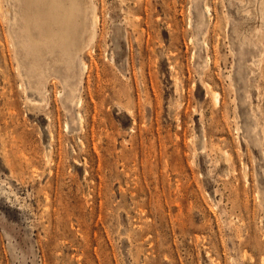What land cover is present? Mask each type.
<instances>
[{
	"label": "rangeland",
	"instance_id": "1",
	"mask_svg": "<svg viewBox=\"0 0 264 264\" xmlns=\"http://www.w3.org/2000/svg\"><path fill=\"white\" fill-rule=\"evenodd\" d=\"M10 2L0 264H264V0H90L69 66Z\"/></svg>",
	"mask_w": 264,
	"mask_h": 264
},
{
	"label": "bare ground",
	"instance_id": "2",
	"mask_svg": "<svg viewBox=\"0 0 264 264\" xmlns=\"http://www.w3.org/2000/svg\"><path fill=\"white\" fill-rule=\"evenodd\" d=\"M89 1L9 0L7 16L14 33V47H28L31 54L40 57L42 48H46L49 53L57 49L60 56L66 58L65 63L69 66L82 48L87 47L95 37L98 18ZM18 19L23 23V31H20ZM33 31L37 36L33 35ZM21 32L25 37L21 36ZM77 39L81 40L79 48L75 47ZM82 65L85 67V64ZM39 76L44 77V73L40 72ZM215 98L217 101V97ZM69 101L73 103L74 96Z\"/></svg>",
	"mask_w": 264,
	"mask_h": 264
}]
</instances>
